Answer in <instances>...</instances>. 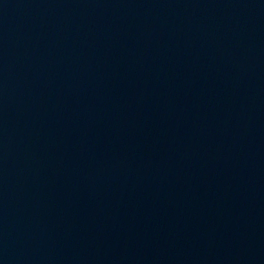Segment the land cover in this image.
Masks as SVG:
<instances>
[{"label":"water","instance_id":"water-1","mask_svg":"<svg viewBox=\"0 0 264 264\" xmlns=\"http://www.w3.org/2000/svg\"><path fill=\"white\" fill-rule=\"evenodd\" d=\"M0 264H264V0H0Z\"/></svg>","mask_w":264,"mask_h":264}]
</instances>
